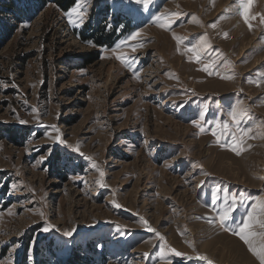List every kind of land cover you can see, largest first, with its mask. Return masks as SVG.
Wrapping results in <instances>:
<instances>
[{"label": "rangeland", "instance_id": "rangeland-1", "mask_svg": "<svg viewBox=\"0 0 264 264\" xmlns=\"http://www.w3.org/2000/svg\"><path fill=\"white\" fill-rule=\"evenodd\" d=\"M69 1L0 0L20 7H0V264H259L216 216L224 189L238 201L229 229L264 204V0L251 29L238 0H88L75 24ZM210 60L220 75L201 70ZM233 109L252 130L239 155L192 123H231ZM149 226L193 259L161 260Z\"/></svg>", "mask_w": 264, "mask_h": 264}, {"label": "snow or ice", "instance_id": "snow-or-ice-1", "mask_svg": "<svg viewBox=\"0 0 264 264\" xmlns=\"http://www.w3.org/2000/svg\"><path fill=\"white\" fill-rule=\"evenodd\" d=\"M88 0H74L73 6L70 8V10L67 11L66 15L69 18V23L75 24L77 21L76 19H73V17H77L80 19L81 22H83V18L86 15V8L83 7L84 4H86ZM130 2H134L137 5H140L142 7L143 11H148L150 8V5L154 3V0H130ZM253 0H238V14L241 17L242 21L245 25L249 27V29L252 28V21L255 19L254 16L250 15V8L252 7ZM175 15V14H173ZM261 22L264 23V15L260 17ZM153 23H155L158 27L162 29H170L171 23L167 19V17L163 15H156L153 18ZM215 27V24L212 25ZM140 36V32H132L130 35L126 36L124 40H121L119 43L115 45V47L112 49L113 53H115L124 43L125 41H135L137 37ZM227 36V34H225ZM179 42V37H175ZM91 43V42H90ZM142 44H137L132 46V50L135 51L136 47H142ZM185 53H190V59L196 63H201L203 60V52L201 50V46L199 44H193V45H187L184 49ZM116 59L119 60L122 64L125 65V67L132 68V61L130 58H126L124 55H117ZM217 62L216 61H209L207 64H205L202 67V71L208 73L209 75H220L218 71H216ZM222 79H232V75H226L222 76ZM247 114V110L245 109H233L229 115L231 118V123L228 121L221 122L220 120H212L208 121L205 119L206 112L201 113V115L198 117L197 120L192 121L194 126L199 128L200 132L203 133L207 129H205L204 124L214 125V128L212 130V135L217 138V142H220L221 140H226L230 138L235 147L234 151H236V154L239 155L240 151L239 145L243 142L244 137L249 136V133L252 131L250 128H242L240 127V124L242 122V119L244 115ZM21 123H24V121H21ZM54 127V126H53ZM57 132L59 131L56 129ZM59 140V137H57ZM60 143H64L63 140H60ZM67 147L72 148L71 145H68ZM73 151H79V147L72 148ZM89 160H91L90 157H88ZM93 167H97L93 163ZM97 170L100 172L101 181H98V183L101 184V186H105L102 183L104 173L103 171H100L97 167ZM220 190L217 189V192ZM223 207L222 209L217 213L216 219L220 225V227L224 228L225 231H232V234L239 237L240 240L244 242L245 245H247L249 251L259 260V264H264V231L256 232L254 231V224H259L261 229H264V204H261L259 206L258 212L254 209L253 211H249L246 216L240 221L236 227L235 230L229 229L228 223L233 220V213L235 212L238 201L237 196L234 193H230L227 189L223 190ZM219 198V197H217ZM116 207H119L117 204ZM255 213V215H254ZM41 215H43L41 213ZM143 223L148 226V221H143ZM55 229L56 231H60V229L55 228L54 225L48 224L46 227H44L43 231L48 232L50 230ZM149 231H152L155 233L158 240L161 242L160 248H159V257L161 260H167L169 253L176 257H182L186 258L188 260H192V256H186L184 253H181L177 251L175 248H171L168 246L167 241L165 239V236L161 235L158 231L152 229L150 226L148 227ZM76 231L75 228L72 229H65L62 232V235L64 237H72L74 232ZM190 246H193L191 242H188ZM145 255H148L145 253ZM195 259L204 260L207 262V264H213L211 260H208L206 256L198 255L195 257Z\"/></svg>", "mask_w": 264, "mask_h": 264}, {"label": "trees", "instance_id": "trees-1", "mask_svg": "<svg viewBox=\"0 0 264 264\" xmlns=\"http://www.w3.org/2000/svg\"><path fill=\"white\" fill-rule=\"evenodd\" d=\"M53 2H55L56 4H58V6L62 5V7H64L65 4H67V2L69 3L70 1L69 0H53ZM1 6L3 7V9L12 10L13 13L20 12V7L15 2H10L9 4H1L0 3V7ZM2 12H4V10H0V13H2ZM1 21L2 20H0V22Z\"/></svg>", "mask_w": 264, "mask_h": 264}, {"label": "bare ground", "instance_id": "bare-ground-1", "mask_svg": "<svg viewBox=\"0 0 264 264\" xmlns=\"http://www.w3.org/2000/svg\"><path fill=\"white\" fill-rule=\"evenodd\" d=\"M177 157V156H176ZM178 159L173 157L172 160L170 161V163H174L176 162ZM136 251V250H133V252ZM137 264H143V262H137Z\"/></svg>", "mask_w": 264, "mask_h": 264}]
</instances>
